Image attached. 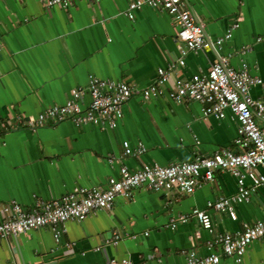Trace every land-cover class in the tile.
Instances as JSON below:
<instances>
[{
	"label": "crops",
	"instance_id": "obj_1",
	"mask_svg": "<svg viewBox=\"0 0 264 264\" xmlns=\"http://www.w3.org/2000/svg\"><path fill=\"white\" fill-rule=\"evenodd\" d=\"M185 2L213 47L186 53L180 65L177 28L166 11L145 5L130 19L123 14L127 0H77L65 7L0 0V216L10 201L30 209L37 200L59 198L76 186L104 187L109 177L119 176L122 165H167L238 149L230 110L222 119L203 116L199 103H177L164 95L151 100L133 95L112 129L52 119L28 126L44 108L65 103L72 88L85 87L90 75L141 89L163 68L168 89L178 78L206 73L220 57L228 67L248 65L249 73L262 80L250 87V95L264 103V0ZM235 21L231 38L216 47ZM83 101H89L87 94ZM255 120L264 125V119L255 115ZM125 140L146 150L139 157H122ZM236 191L228 171H216L192 194L137 188L128 198L116 197L110 210L68 220L58 240L48 227L2 239L0 264H111V259L113 264L122 259L177 264L184 261L182 250L220 253L219 246L209 245L215 234L238 232L264 217V187L234 205L235 220L208 209V202ZM193 208L208 209L212 231L194 219L170 228ZM114 234L119 235L116 244H103ZM221 264H264V236L249 245L240 263L221 255Z\"/></svg>",
	"mask_w": 264,
	"mask_h": 264
},
{
	"label": "built area",
	"instance_id": "obj_2",
	"mask_svg": "<svg viewBox=\"0 0 264 264\" xmlns=\"http://www.w3.org/2000/svg\"><path fill=\"white\" fill-rule=\"evenodd\" d=\"M75 1L77 0H42L45 7H65ZM145 5L166 11L172 16L177 28L174 41L180 52L177 60L180 65L184 64L186 53L209 49L213 44L185 0H127V8L123 14L133 19L134 11ZM237 25L238 22L235 21L225 35L215 41V46L219 47L223 41L231 38L232 30ZM226 61V58L220 57L212 62L206 73L178 78L168 89H165V85L169 76L163 68H158L154 81L141 89L134 88L125 80L90 75L85 87L70 90L65 103L48 106L36 119L28 120L29 127L42 126L46 120L52 119L67 120L75 126L92 124L112 129L123 116L124 103L133 95L138 94L145 100L164 95L177 103H199L203 116L213 115L222 119L226 111L230 110L237 122V137L234 142L238 149L223 148L209 156L195 155L190 161L167 165L141 163L133 169L122 165L119 176L109 177L104 187L76 186L59 198L37 200L30 209H24L19 203L10 201L1 209L0 241L43 227H48L54 239L58 240L65 232V222L82 221L96 210H110L118 196L128 198L137 188L192 194L203 183L213 180L216 171H228L236 180L237 191L233 196L219 197L208 202V209L226 213L235 220L234 205L247 201L257 187H264V171L258 170L259 167H264V125H258L255 120V115L264 119V103L252 99L250 95V87L262 83V80L249 73L246 63L243 62L240 68L235 69L226 66ZM86 94L89 101L84 103ZM3 129L0 125V131ZM122 146V157H139L146 150L142 143L132 148L127 140L123 141ZM246 180L250 184H246ZM208 209L193 208L187 214L179 215L177 222H173L170 228L174 229L179 223L194 219L202 228L212 231L213 224ZM263 236L264 217L251 224H244L238 232L215 234L209 245L219 246L220 253L201 255L194 250H182L184 261L177 264H221V255L240 263L249 245ZM118 239L119 235L114 234L105 238L103 244H116ZM115 262V259L110 260L111 264ZM120 264H130V261L122 259Z\"/></svg>",
	"mask_w": 264,
	"mask_h": 264
},
{
	"label": "water",
	"instance_id": "obj_3",
	"mask_svg": "<svg viewBox=\"0 0 264 264\" xmlns=\"http://www.w3.org/2000/svg\"><path fill=\"white\" fill-rule=\"evenodd\" d=\"M210 47H213V44H211V46Z\"/></svg>",
	"mask_w": 264,
	"mask_h": 264
}]
</instances>
